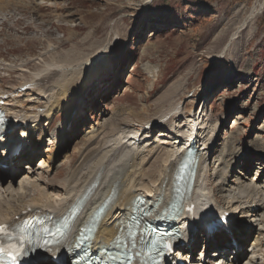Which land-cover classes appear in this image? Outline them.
Listing matches in <instances>:
<instances>
[{"label":"rangeland","instance_id":"374dc122","mask_svg":"<svg viewBox=\"0 0 264 264\" xmlns=\"http://www.w3.org/2000/svg\"><path fill=\"white\" fill-rule=\"evenodd\" d=\"M23 1L24 10L8 4L0 12V87L14 85L17 65L23 63L22 69L31 71L40 66L37 59L48 61L42 56L48 45L55 63H81L88 69L97 65L99 72L85 88H72L79 105L70 112L71 122L63 133L57 137L55 132L62 126L64 108L34 134L31 145L36 147H23L17 171L0 172L3 184L13 180L18 186L23 177L31 176L56 185L74 168L90 134L108 133L103 125L119 117L116 114L141 111L146 105L156 110L161 103L158 97L168 86L182 78L191 82L203 76L205 85L216 80L203 104L217 133L207 159L214 175L207 183L212 184L230 160L225 154L235 155L237 150L228 180L249 182L256 177L254 183L264 186V154L260 153L264 149V6L249 25L240 28L248 11L260 1L264 5V0H152L145 7L141 6L144 0ZM228 42L220 65L214 56ZM189 75H194L192 80ZM177 98L173 96V101ZM152 138L159 148L156 154L165 152L167 145L161 144L165 137H158L156 131ZM2 148L0 155H5ZM180 161L177 156L175 165ZM245 214L235 219L236 227L246 225ZM259 218L247 225L234 256L228 252L222 261L260 264L264 231L259 235L258 230H264V222ZM194 244L191 259L202 255L207 260L212 249L206 251L201 241Z\"/></svg>","mask_w":264,"mask_h":264},{"label":"bare ground","instance_id":"6f19581e","mask_svg":"<svg viewBox=\"0 0 264 264\" xmlns=\"http://www.w3.org/2000/svg\"><path fill=\"white\" fill-rule=\"evenodd\" d=\"M24 2L0 0V12L8 4H15L24 10ZM151 2L152 0H144L141 6L145 7ZM263 6L261 1L253 6L241 22L240 28L244 29L249 25L261 13ZM233 40L235 39L230 41ZM229 42L214 56L218 63L226 57L231 44ZM50 46L46 47L42 55L43 58L47 56L48 61L37 59L40 66L31 71L22 69L26 67L23 63L17 65L20 67L16 69L19 77L14 85L0 87V111L3 113L0 122H5L7 128L0 142H6L15 129H20L16 141L9 139L5 145H1L7 154L0 155V172L3 171V166H9L13 172L17 171L21 157L24 156L21 143L26 141L32 148L36 147L37 144L31 145L34 134L49 121L53 113L64 108L62 126H57L55 132L57 137L59 133H63L65 125L71 122L70 112L79 105L76 102L78 96L72 94V88L77 85L80 90L85 88L86 83L95 79L99 72L97 65L88 69L90 66H83L81 63L70 66L55 63L57 59L48 53L52 51ZM218 66L219 64L214 66V69ZM193 76L187 77L192 80ZM203 79L202 76L187 82L182 78L178 83L171 84L158 97V100L161 98V103L156 110L151 109V105H146L141 111L131 109L116 114L119 117L103 125L110 129L108 133L98 130L90 134L74 168L56 185L45 184V181L31 176L23 177L18 186L14 185L13 180L5 185L0 179V224L23 223L43 217L51 218L54 223L66 222V232L59 248L72 249L84 230L94 223L95 230L90 237L93 251L118 245L117 238L131 219L135 201L157 203L154 216L161 214L172 203L178 195V177L185 150L193 145L199 151L194 155L189 186L183 195L194 209L190 216L179 213L174 228L175 253L164 259V263L176 264L177 260L191 258L194 243L201 241L206 246V251H212L206 256L207 260L204 256H199L196 264L200 259L202 264H239L238 261L224 262L220 258L229 250L242 246L245 229L257 216L264 222V186L254 183L256 177L249 182L228 180V169L240 153L237 150L235 155V152L225 154L231 157L230 160L224 164L215 181L207 183L214 175L209 173L207 159L217 133L215 124H211L204 113L203 104L207 99L208 87L215 85L216 80L212 79L205 85ZM183 82H186L185 85ZM80 93H84V90ZM173 96L178 98L173 101ZM168 97L170 98L166 99ZM156 131L158 137H165L161 144L167 145L166 151L161 154H156L157 151L154 150L159 148H155L156 142L152 143V135ZM193 134L195 138L193 144H190L188 141ZM16 150L19 151L17 156L14 155ZM260 153L264 154V149ZM176 155L181 157L177 165ZM201 167H204L203 171ZM28 175H32L31 172ZM228 184H234L236 188L229 187ZM225 191L229 193L221 195ZM244 211L246 225L236 227L235 219ZM225 213V221L217 222L209 233V229H206L209 221ZM258 231L260 235L264 230ZM142 238V235L136 234L135 246L142 243ZM255 245L257 244H253ZM51 257L52 255L45 256L41 264H51ZM260 260V264H264V253ZM247 264H256V261Z\"/></svg>","mask_w":264,"mask_h":264},{"label":"snow or ice","instance_id":"6c2138e0","mask_svg":"<svg viewBox=\"0 0 264 264\" xmlns=\"http://www.w3.org/2000/svg\"><path fill=\"white\" fill-rule=\"evenodd\" d=\"M19 219V218H18ZM29 224V221H24L23 223H16L10 225L0 224V258L7 256L8 259L15 264L17 256L11 250L10 246H6L5 242L7 240L13 239L17 234H27L30 236H39L40 239L44 241L45 244H49L52 240L56 239L60 234V229L57 228L55 231H52L49 228H43L39 233L33 231L31 233L28 232L26 225ZM211 222H209V225ZM119 240V237L117 238ZM129 240L131 241V246L135 247L136 244V234L130 233Z\"/></svg>","mask_w":264,"mask_h":264}]
</instances>
